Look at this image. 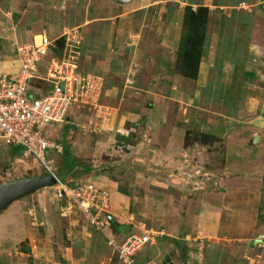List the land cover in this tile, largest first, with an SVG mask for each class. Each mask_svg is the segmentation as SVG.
I'll return each instance as SVG.
<instances>
[{
  "label": "rangeland",
  "instance_id": "1",
  "mask_svg": "<svg viewBox=\"0 0 264 264\" xmlns=\"http://www.w3.org/2000/svg\"><path fill=\"white\" fill-rule=\"evenodd\" d=\"M58 1L60 0H6L9 7H13L11 9L13 11L9 7H5V3L0 4V11H11L9 19L1 15L0 25L4 26L5 23H8L16 30L22 27L23 29L20 30L31 36L32 33L39 32L41 28L45 27L46 18L44 16L48 13L55 14L54 7ZM26 2L40 3L34 7L38 10L39 15L32 18V21L30 17H24L21 14L22 11L30 9L29 4L26 7ZM65 3L64 8L66 9L70 2L68 0ZM73 31V29H69V31L60 34L59 38L65 39ZM35 37L37 38L36 35ZM15 47L5 40L0 41V50L2 51L0 54L13 60L10 67L11 73H14L17 67L15 50H12ZM4 49H6L5 52ZM175 58L174 53V60ZM148 68L150 66L146 64L145 70L147 71ZM163 68L167 67L163 65ZM153 75L156 76L155 82L152 83L156 87L155 98L146 99L138 115L133 118H127L124 115L130 109V94L126 95L125 90L118 93L120 98L116 97L115 105L119 110L116 115L113 106L105 105L99 100L100 81L93 76V85L91 89L87 90L85 96L83 94L82 102L71 103L66 111L67 113L69 111L68 116L63 122L50 127L52 131L49 132V137L56 143L67 145L68 155L75 162V170L82 171L86 166L90 168L87 173L78 171L75 177H71L72 182L92 183L96 187L98 186L96 181L103 178L102 180L106 182L105 185L111 186L121 196L128 199L130 205L127 204L124 210L114 209L113 211L109 203L105 202L104 210H101L98 215V225H93L82 216L85 222L81 219L76 221L77 217L75 219L59 214L56 206L57 201L53 196L54 185L39 188L21 198L20 204L23 205L25 214H21L23 212L20 211L16 219L14 218L15 214L11 220L8 218L9 216L0 218V225L4 221L10 222L6 228L8 233L13 230L15 223L26 228L24 231L26 233L21 236L12 237L9 235L5 239L0 238V245L5 249L1 251L0 264L9 261L10 264H34V262L39 264L64 262L74 264L69 260V256H66L63 248L70 245L78 253H84L85 245L89 247L93 241L88 234L86 237L84 232L80 231L79 225L85 224L91 231L95 232L96 230L102 235L104 234L103 237L107 243L111 238L121 241L126 236L121 237V234L124 233L121 231L127 225L123 220L129 216L130 232L139 233L149 230L154 233L152 241H155L158 248L163 249V253L158 254L160 257L152 260L159 259L163 264H185L186 251L184 249L187 246L197 249V258L192 261V264H205L206 259H210L207 264H218L217 260H220L219 264H264V242L253 244L251 241L247 242L249 238L255 237L258 233L264 238V176L260 175V178L256 176L252 180L253 184L261 183L259 210L254 213V219L249 217L245 221L238 220L237 224H232L228 231L209 230L210 226L206 221V215L200 211L205 206L202 196L204 194L213 195L217 191L213 196L218 198L223 188L234 184V179L241 174V171L227 169L224 161V143L219 135L200 132L199 129L204 128L201 122L203 120L201 113H194L196 121L192 122L187 117L183 118L180 115L181 112L175 111L177 109L175 103L173 106L175 110L170 112L166 118H160L157 102L158 99L161 100L168 94L164 95V91H160L159 87L166 86V91L169 88L177 87L186 89L188 82L180 80L183 76L174 70V66L167 70L164 69L163 77L166 78L161 84L158 73H153ZM136 79L137 76L133 78L134 82ZM137 85L141 88L142 84ZM173 91L169 93V99L165 98L166 101H174ZM187 111L189 110L183 113L185 114ZM187 113L190 115L191 109ZM63 125H66L64 129ZM58 153L56 151L50 153V168L55 167L59 158ZM44 170H46L45 167L25 151H22V154L18 156L13 155L10 147L6 152L0 151V183L43 174ZM118 188L124 189L126 194L119 192ZM235 197V201H239L236 203L241 205V197L237 194ZM218 199L220 200V197ZM227 200L229 198H226ZM18 205L12 206L8 213H11ZM240 210L244 211L243 208ZM109 213L114 215L106 217V214L109 216ZM204 221L208 226L205 229L197 230L194 226L195 222L200 226ZM260 223H263L261 230L258 228L253 231L252 228H248L251 226L257 228ZM244 225L248 227H246V231H241V227ZM105 230L110 233L105 235ZM14 233L19 234L18 229ZM42 238L49 244L48 248L51 254L47 256L43 253L41 255L43 261H39L37 259H40V256L39 258L32 256L30 248L32 249V244L36 242L40 244ZM257 238L260 237L257 236ZM152 241L147 242L144 247H148ZM212 245L214 246L212 247ZM234 245L243 246L239 249L238 246L232 247ZM40 246L45 248L43 244ZM110 248V259L107 257L105 263L117 264L115 253L111 246ZM226 249L228 251L231 249L234 256L229 254L232 252L227 253ZM76 251L72 250L74 255Z\"/></svg>",
  "mask_w": 264,
  "mask_h": 264
},
{
  "label": "crops",
  "instance_id": "2",
  "mask_svg": "<svg viewBox=\"0 0 264 264\" xmlns=\"http://www.w3.org/2000/svg\"><path fill=\"white\" fill-rule=\"evenodd\" d=\"M66 1L68 0L58 1L54 7L55 14L48 13L44 16L45 27L39 32L32 33L31 36L20 30L23 29L22 27L16 30L8 23L4 26L0 25V41L5 40L12 46H17L30 42L32 38L37 40L35 37L37 34H45L53 39L69 29L78 31L80 36V56L77 59L79 71L98 78L101 87L99 100L105 105L113 106L116 115L119 110L115 105L116 97L120 98L118 93L125 90L126 95L130 94V109L124 113L127 118L138 115L146 99L155 98L156 87L152 83L155 82L156 74L153 75V73H158L161 84L166 78L163 77L164 69L174 66V53L181 30L183 6L206 7V21L196 78L189 79L184 76L180 78L181 81L188 82L186 89L177 87L166 91V86L159 87L160 91H164V95L168 94L161 100L158 99L159 116L166 118L175 110L173 107L175 103L177 104L175 111L181 112L180 115L183 118L187 117L192 122L196 121L193 114L201 113L203 120H200L204 128L199 129L200 132L219 135L224 143V161L227 169L241 171V174L234 179L233 185L222 187L220 200L219 197L213 196L217 191L213 195L202 196L205 206L200 211L206 215L209 230L228 231L232 224H237L238 220L245 221L249 217L254 219V213L259 210L261 183L253 184L252 180L256 176L259 178L260 175L264 176V0H69L67 10L64 8ZM3 3L5 7H9L6 0L0 2L1 5ZM38 3L26 2V7L29 4L30 9L22 11L21 14L24 17H30L32 21V18L39 15L38 10L34 8ZM9 8L11 10L13 7ZM11 11L1 10L0 18L3 15L9 19ZM167 61L170 62L165 63ZM12 62V58L0 54V75L9 71L11 73ZM146 64L150 66L147 71ZM163 65L167 68H163ZM135 76L137 79L134 82ZM137 84H142L141 88ZM172 90H174L172 93L174 101H166L165 98H170L169 93ZM229 97L233 98L231 102ZM190 109L191 113L188 115L187 112ZM186 110L189 111L184 114ZM68 114L69 111L66 116ZM64 126L66 125H63V129ZM254 136L255 140H253ZM8 149V147L1 148L0 151L6 152ZM102 179L96 181L98 183L96 187L107 194V202L113 211L114 209L124 210L127 204L130 205L128 199L111 186L105 185L106 182ZM236 194L241 197V205L237 204L238 200L235 201ZM226 198L229 200L226 201ZM54 200L57 201L56 206L60 215L77 217L76 221L84 220L79 214L62 212L57 198ZM21 201L22 199L13 201L0 213V218L9 216L11 220L15 214L16 219L20 211L23 212L21 214H25ZM15 204H19L18 207L8 213ZM240 208L244 211L242 212ZM112 215L114 214L109 213V217ZM211 215L212 218H210ZM123 222L127 225L121 231V233L124 232L121 237L130 233V216ZM8 223L4 221L0 225V238L5 239L9 235L16 237L26 233L24 232L26 228L18 226L15 222L13 230H9L8 233L6 229ZM259 225L257 228L244 225L241 231H246V227L252 228L253 231L258 228L261 230L263 223ZM79 226L80 231H83L85 236L88 234L93 241L92 243L89 241L91 244L89 247L85 245L84 253H78L73 246H65L63 249L66 256H69V260L74 264H106L111 248L105 241L104 234L96 230V233L91 231L85 224ZM194 226L200 230L208 225L204 221L200 226L195 222ZM16 229L19 234L14 233ZM109 233L105 230V235ZM257 236L260 237L259 242H264L260 233L249 238L247 242L251 241L253 244V239ZM41 244L45 248L40 246ZM48 245L43 238L40 244L38 242L32 244L33 248H30L32 256L38 258L40 256L37 260L43 261L41 259L43 253L47 256L51 254ZM235 246L241 249L243 245L232 247ZM71 249L76 251L75 255ZM3 250L5 249L0 245V254ZM184 251H186L185 264H192V261L197 258V249L187 246ZM226 252H232L229 254L234 256L231 249L229 251L226 249ZM68 253L71 254L67 255ZM160 253H163V249L158 248L155 241H152L148 247H143L135 253L133 264H142L158 258ZM209 260L206 259L205 264L209 263ZM217 261L219 264L220 260ZM10 263L9 261L2 264ZM34 264L39 263L34 262ZM60 264H69V262Z\"/></svg>",
  "mask_w": 264,
  "mask_h": 264
},
{
  "label": "built area",
  "instance_id": "3",
  "mask_svg": "<svg viewBox=\"0 0 264 264\" xmlns=\"http://www.w3.org/2000/svg\"><path fill=\"white\" fill-rule=\"evenodd\" d=\"M58 38L38 34L37 40L17 45L15 72L0 75V149L21 146L50 174L55 172L49 166L47 153L61 148L49 137L50 129L64 121L71 103L82 102L83 94L86 95L94 82L78 69V31L65 37L61 53L55 55L53 49ZM52 190L62 212L80 214L86 221L98 225V215L107 202L104 191L92 183L69 185L61 179ZM153 235L152 231L143 230L127 233L121 241L108 239L117 264H133L136 251L152 241ZM142 264L163 263L148 260Z\"/></svg>",
  "mask_w": 264,
  "mask_h": 264
},
{
  "label": "trees",
  "instance_id": "4",
  "mask_svg": "<svg viewBox=\"0 0 264 264\" xmlns=\"http://www.w3.org/2000/svg\"><path fill=\"white\" fill-rule=\"evenodd\" d=\"M206 7L197 6L191 8L188 5L183 6L182 10V19H181V30L178 39L177 49L175 50V65L174 70L180 73L184 77L195 78L197 74L198 62L200 59V52L202 46V39L204 34V26L206 21ZM63 38H58L55 41V48L53 52L55 55H59L61 53V49L63 46ZM233 98L229 97V101L231 102ZM60 150L56 151L58 153V161L55 167L51 168L54 172H63L66 171L68 174L65 180L61 179V181L68 183L69 185L74 184L72 182L71 177H75V175L79 173H87L90 168L84 167L82 171L79 169H74L75 162L72 160V157H69L67 145L65 143L60 144ZM23 148L21 146H13L11 148V152L14 156H18L22 154ZM55 152V151H54ZM50 153L53 151H49L47 153V158H49ZM48 172L44 170L43 174H47ZM69 180V181H68ZM119 192L124 193V189H117ZM126 194V192H125Z\"/></svg>",
  "mask_w": 264,
  "mask_h": 264
},
{
  "label": "water",
  "instance_id": "5",
  "mask_svg": "<svg viewBox=\"0 0 264 264\" xmlns=\"http://www.w3.org/2000/svg\"><path fill=\"white\" fill-rule=\"evenodd\" d=\"M255 136L253 140H255ZM67 172H55L54 174H39L32 177L15 179L0 183V213L12 202L23 198L39 188L49 187L67 177ZM260 238L253 239V243L259 242Z\"/></svg>",
  "mask_w": 264,
  "mask_h": 264
}]
</instances>
